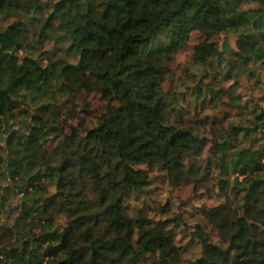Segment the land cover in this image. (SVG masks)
Listing matches in <instances>:
<instances>
[{
  "label": "trees",
  "instance_id": "obj_1",
  "mask_svg": "<svg viewBox=\"0 0 264 264\" xmlns=\"http://www.w3.org/2000/svg\"><path fill=\"white\" fill-rule=\"evenodd\" d=\"M0 13L11 19L0 25V264H127L176 247L183 214L166 202L155 217L130 199L148 192L155 169L169 184L201 172L185 158L207 136L184 121L174 81L163 87L194 32L205 37L193 54L203 74L190 101L249 115L212 137L202 171L222 199L198 211L222 242L199 236L192 264H264V105L238 91L242 78L264 82V0H0ZM221 33L235 45L208 39ZM219 75L237 84L226 89ZM53 86L113 99L86 133L65 132ZM19 114L30 115L25 132Z\"/></svg>",
  "mask_w": 264,
  "mask_h": 264
},
{
  "label": "rangeland",
  "instance_id": "obj_2",
  "mask_svg": "<svg viewBox=\"0 0 264 264\" xmlns=\"http://www.w3.org/2000/svg\"><path fill=\"white\" fill-rule=\"evenodd\" d=\"M9 20H11L9 17L0 13V25L8 24ZM204 38L200 33H192L187 44L178 51L175 59L169 63L171 75L163 83L164 90H167L171 82L174 81L180 103L184 107L187 106L184 121L190 122V119L193 118L194 120H191V122L198 124V132L207 136L203 147L192 156L185 158L187 162L198 163L201 172L196 173L190 181L169 184L168 181L163 179L160 171L155 169L151 172V182L146 188L148 192L133 196L130 199L133 208L144 207L147 213L155 217L161 216L158 209L159 205L169 202L171 212L183 214L187 223H182L176 227L177 245L175 248L170 251L169 249H160L153 255L147 253L144 256L133 257L127 261V264H192V260L200 251L197 241L199 236L209 234L214 240L222 242L216 227L198 211V207L202 204H215L222 199L215 180L208 177L209 175L203 176L204 172L202 170L206 168L211 155L212 137L220 133L224 125L227 126L232 121L236 123L244 121L249 113L246 110L239 112V109L234 105L229 106L223 103L215 108L210 106L203 109L200 105L195 106L196 104L190 101L192 88L203 74V68L194 62V45ZM226 38L235 45L234 35L227 37L225 33H221L208 39L220 45ZM52 44L51 41L46 43L47 47ZM57 44L68 45L65 41H59ZM62 50L65 51V47ZM205 79H208V77H205ZM220 80V85H224L226 89L237 84V80L232 78L228 79L221 76ZM239 82L238 91L241 93L244 102L252 97L253 101H250V105H253L254 102L264 105V82L253 83L254 81L248 78H242ZM50 94L60 101V115L63 118L60 125L65 132H69L73 125H77L81 132L86 133L88 129L97 123L107 103L113 99L112 93L103 89H80L70 98H65L58 92L57 87L53 86ZM223 97L229 100L228 95L224 94ZM27 98L29 103L32 101L29 110L34 112L37 109V100L30 96ZM42 98L40 95L37 97L39 100ZM200 116L203 117L202 120L199 119ZM29 121L30 115L19 114L15 119L16 127H21L25 132ZM56 140L57 137H53L48 142L47 147L51 148ZM206 182L208 185H205ZM50 187L52 190L55 188L53 184ZM15 200L16 198L13 199L12 196V202ZM17 214V211L9 213L11 221Z\"/></svg>",
  "mask_w": 264,
  "mask_h": 264
}]
</instances>
